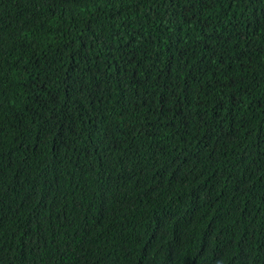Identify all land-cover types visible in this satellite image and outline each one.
Listing matches in <instances>:
<instances>
[{
	"label": "trees",
	"instance_id": "16d2710c",
	"mask_svg": "<svg viewBox=\"0 0 264 264\" xmlns=\"http://www.w3.org/2000/svg\"><path fill=\"white\" fill-rule=\"evenodd\" d=\"M0 264H264V0H0Z\"/></svg>",
	"mask_w": 264,
	"mask_h": 264
}]
</instances>
